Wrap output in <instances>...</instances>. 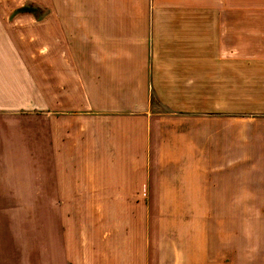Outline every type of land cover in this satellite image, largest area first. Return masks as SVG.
<instances>
[{
  "label": "crops",
  "instance_id": "obj_1",
  "mask_svg": "<svg viewBox=\"0 0 264 264\" xmlns=\"http://www.w3.org/2000/svg\"><path fill=\"white\" fill-rule=\"evenodd\" d=\"M37 1L0 13V114L57 133L47 160L0 136V204H28L0 264H264V213L225 206L264 205V0ZM74 111L94 150L52 147Z\"/></svg>",
  "mask_w": 264,
  "mask_h": 264
},
{
  "label": "rangeland",
  "instance_id": "obj_2",
  "mask_svg": "<svg viewBox=\"0 0 264 264\" xmlns=\"http://www.w3.org/2000/svg\"><path fill=\"white\" fill-rule=\"evenodd\" d=\"M52 1V0H51ZM63 2H73L74 0H61ZM37 0H0V8H2L3 12L0 11L2 17H11L13 19H22L23 16H21V12H18L16 10L17 7L21 5H33L36 4ZM8 10V11H7ZM39 15L40 11L37 12ZM1 17V16H0ZM3 30V27L0 25V31ZM27 44V43H26ZM33 47H35V44H32ZM11 50L9 45L3 40L2 34L0 32V52L7 53ZM72 94V93H70ZM77 95H81L80 92L76 93ZM83 95L86 99H89V93L84 92ZM3 114H0V136L3 137V148L6 150L13 149L14 152L23 153L22 157L26 158H37L40 160H44L49 158L50 156H44V155H34L35 152H41L44 151V136L46 133L53 132L55 135L57 133L56 127L54 126V123L51 122L50 118H48L47 114H44L40 110H18V111H7ZM72 114V113H71ZM74 115H67L66 119L62 122L65 124H61L60 126L65 125L64 133L62 130L61 137L65 136L63 140L57 139L51 141L53 144V148L60 147V144L62 147H64V144L66 143L67 149H73V148H79L82 150H88L92 149L94 150V119L92 120L89 117H82L86 118L85 123L92 127L93 129H90L88 132H80L79 127L81 128L83 120L76 118L77 114L74 111ZM64 118V117H62ZM59 126V128H60ZM56 131V132H55ZM54 135V137H55ZM46 147H50L49 144L46 145ZM30 154V155H29ZM20 155V154H19ZM20 157V156H19ZM70 157H68L69 159ZM84 158H91L86 157ZM83 158V159H84ZM63 159H66L63 157ZM20 163V162H19ZM23 167V169H22ZM20 168L18 171V178L19 182L22 184L24 182H28L26 179V170L24 168V165L20 163ZM44 169V168H43ZM17 171V170H16ZM4 174L7 176L9 175L8 172L4 171ZM37 174V173H36ZM16 175V173H14ZM42 174H40L41 178ZM17 181V182H18ZM44 181L42 179L36 178L29 181L30 187L35 189V186H39L43 184ZM39 206V205H38ZM90 206V205H89ZM151 206V205H150ZM154 206V205H153ZM226 211L228 213H242L243 215L250 213H264V205H225ZM28 204L26 203H16V204H9L4 203L0 204V212L1 213H11V212H27ZM169 205H165L163 207V211L168 210ZM155 210V209H153ZM161 210V209H160ZM233 220L228 219V228L233 227L232 224ZM244 222V221H243ZM261 222V221H259ZM261 228H263V225L260 226L259 230L261 231ZM4 232H0L1 234ZM229 234L233 235L232 232L229 231ZM11 243V242H10ZM9 243V244H10ZM7 244V245H9ZM6 246V245H5ZM5 252L2 250V256L4 259V264H9L10 260L6 258L3 254ZM2 262V264H3Z\"/></svg>",
  "mask_w": 264,
  "mask_h": 264
}]
</instances>
